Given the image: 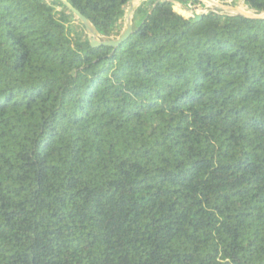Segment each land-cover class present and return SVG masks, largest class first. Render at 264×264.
Masks as SVG:
<instances>
[{
  "label": "trees",
  "instance_id": "obj_1",
  "mask_svg": "<svg viewBox=\"0 0 264 264\" xmlns=\"http://www.w3.org/2000/svg\"><path fill=\"white\" fill-rule=\"evenodd\" d=\"M173 2L0 0V264H264V20Z\"/></svg>",
  "mask_w": 264,
  "mask_h": 264
},
{
  "label": "water",
  "instance_id": "obj_2",
  "mask_svg": "<svg viewBox=\"0 0 264 264\" xmlns=\"http://www.w3.org/2000/svg\"><path fill=\"white\" fill-rule=\"evenodd\" d=\"M60 5H62L71 15H72V21H77L81 24V26L86 31L89 44L92 48L97 47H110V48H116L123 42H125L130 35L133 33V14L136 11V9L141 6V4L145 0H138V3L136 5H133V2L136 0H130L126 6L122 7V10L124 11V17H123V27L120 31V35L116 39H102L97 32L96 28L91 24V22L85 18L79 11H77L70 3L67 2V0H56ZM200 5L205 6L209 9V11L202 12L201 14L193 15L191 14L189 17H183L184 19H192L193 21H200L204 15H207L209 13H222L229 16H239L243 17L245 19L250 20H264V12L260 14H255L252 11H241L238 9V7L234 6H227L223 5L217 0H197ZM173 4H178L176 2H173ZM211 5V6H208ZM182 6V5H181ZM213 7V8H211ZM184 11H188L186 8L182 7ZM174 13L177 14V10H174Z\"/></svg>",
  "mask_w": 264,
  "mask_h": 264
},
{
  "label": "rangeland",
  "instance_id": "obj_3",
  "mask_svg": "<svg viewBox=\"0 0 264 264\" xmlns=\"http://www.w3.org/2000/svg\"><path fill=\"white\" fill-rule=\"evenodd\" d=\"M151 1H155V0H145L143 3H148V2H151ZM224 3H221V4H223V5H227V6H234V7H239V5H242L244 8L243 9H245V11L246 12H248V10H247V8L244 6V4H243V1L242 0H239V1H236V2H234L233 3V0H225V1H223ZM142 3V4H143ZM150 4V3H149ZM148 4V5H149ZM208 6H211V5H208ZM127 7H128V5H127ZM173 11L174 10H177V14H179V15H181V16H183V17H189L191 14H193V15H196V14H201L202 12H205V11H209V9L208 8H206L205 6H203V5H188V6H181V5H178V4H173ZM182 7H184V8H186L188 11L186 12V11H184L183 10V8ZM211 8H213V7H211ZM218 15L220 16H224L225 14H222V13H218ZM123 21L124 20H122V22H121V29H122V27H123ZM120 29V30H121Z\"/></svg>",
  "mask_w": 264,
  "mask_h": 264
},
{
  "label": "bare ground",
  "instance_id": "obj_4",
  "mask_svg": "<svg viewBox=\"0 0 264 264\" xmlns=\"http://www.w3.org/2000/svg\"><path fill=\"white\" fill-rule=\"evenodd\" d=\"M137 3H138V0H136L135 2H133V5H136ZM238 9L241 10V11H245V9L240 8V7H238Z\"/></svg>",
  "mask_w": 264,
  "mask_h": 264
}]
</instances>
